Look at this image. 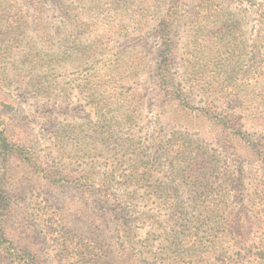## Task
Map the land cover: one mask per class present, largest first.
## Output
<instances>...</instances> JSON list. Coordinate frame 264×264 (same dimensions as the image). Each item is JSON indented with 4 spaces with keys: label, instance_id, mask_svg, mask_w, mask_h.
Returning a JSON list of instances; mask_svg holds the SVG:
<instances>
[{
    "label": "rangeland",
    "instance_id": "374dc122",
    "mask_svg": "<svg viewBox=\"0 0 264 264\" xmlns=\"http://www.w3.org/2000/svg\"><path fill=\"white\" fill-rule=\"evenodd\" d=\"M182 3L191 16L173 25L172 71L187 70L204 87L215 81L226 100L232 96L251 107L254 99L264 118V60L257 66L251 62V32L256 26L251 0L215 3L219 14L229 17V28L233 25L229 33L219 35L213 14L196 13L194 0ZM31 4L32 0H0V119L10 140L34 145L42 169L57 168L72 178L88 173L93 185L54 184L11 159L6 165L10 207L4 229L13 243L32 245L41 264L155 263L153 258L163 248V228L137 221L128 238L109 201L99 194L98 178L112 172L107 180L111 192L127 195L134 212L159 218L162 198L187 204L195 195L190 192L192 178H185L161 150L156 161L147 159L145 173L126 176L128 157L121 147L126 126L118 123L128 109V95L136 106L130 121L135 143L153 148L178 139L190 150L207 152L212 166L204 172L225 184L231 210L242 170L254 245L255 218L262 220L264 215V160L247 141L215 121L187 115L153 97L154 65L163 49L160 19L169 0H44L46 42L32 27ZM139 103L144 104L140 109ZM226 175L231 176L229 182ZM44 212L55 226L51 229L61 228L74 238L73 248L61 249L56 235L44 226ZM233 257L230 264H235ZM0 264L13 263L4 258Z\"/></svg>",
    "mask_w": 264,
    "mask_h": 264
},
{
    "label": "trees",
    "instance_id": "16d2710c",
    "mask_svg": "<svg viewBox=\"0 0 264 264\" xmlns=\"http://www.w3.org/2000/svg\"><path fill=\"white\" fill-rule=\"evenodd\" d=\"M194 1L197 2L194 5L197 6L196 13L213 14V25L218 35L230 32L233 25L229 28V17L219 14L215 4L218 0ZM254 1L251 0V8L253 7L252 11L255 14L256 26L251 32V62L257 66L264 60V3L255 5ZM43 2L44 0H32L31 17L34 22L32 27L37 36L41 41L46 42L47 34L42 19ZM190 16L191 11L184 10L182 0H169L168 9L160 19V32L163 31L161 34L163 49L154 65L152 82L155 93L153 97L162 103L166 102L170 108L175 107L187 115L203 116L215 121L217 125L225 130L229 129L233 135L236 134L247 141L256 156L264 160L263 111L259 106L255 108L254 99L251 98V107L237 103L232 96L226 100L224 91L216 87L215 81L214 85L204 87L199 84L200 82L191 72L185 70L176 74L172 71L174 60L172 28L173 25L178 26L181 21L187 22ZM162 26L163 29H161ZM213 78L218 79L217 75ZM140 97L144 103L143 95ZM116 101L118 104L121 103V100ZM263 102L264 100H262ZM125 103L128 104V109L123 121L118 125L126 126L125 136L121 140V147L128 157L126 161L129 168L126 176L139 177L145 173V170H149L147 159L156 161L158 151L161 150L166 159L178 164V168L185 178H192L190 192L195 195L187 204L169 197L162 198L157 204L160 213L163 214V218H159L144 211L134 212L129 206L127 195L122 193L117 196L111 192L107 180L110 179L112 172L101 175L98 178L100 187L98 192L109 201L112 212L118 217L125 235L129 238L133 223L137 221H149L151 226L162 227L163 233L159 242L163 248L160 251V256L153 258V261L158 264H221V262L230 264L232 262L230 258H234V255L235 264H264V215H262V220L255 218V221L258 222L255 223L257 230L254 231L255 238H253L256 240L252 245L251 229L253 225L251 226V210L244 198L245 175L242 170L236 178L234 196L236 206L231 210L230 203L226 199L225 184H221L216 178L210 179V176L204 172L212 166L211 162L206 159L207 152L199 147L197 148L201 150L200 154L195 150H190L185 141L180 144L178 139L153 148L144 144H136L135 134L130 126L131 115L136 113L134 111L136 106H131L128 95L125 97ZM143 103H139V109L144 105ZM119 106L122 105L119 104ZM3 125L2 119H0V261L7 258L13 264H41L39 254L32 245H27L24 242L15 245L4 229L5 218L8 217L7 211L10 207L5 189L7 162L13 158L18 159L45 175L54 184L74 181L93 184L88 173H82L78 178H72L71 175H63L57 168L42 169L34 145L10 140ZM114 125L111 123L112 127ZM111 139L114 142V137ZM213 165L216 166V164ZM226 177L229 182L231 176L226 175ZM48 215L47 212L42 214L44 226L48 228L49 233L56 235L54 238H58L61 249L73 248L74 238L71 239L72 237L61 228L51 229L55 226L52 225ZM130 242L132 241H128V243ZM253 247L257 249V252H254ZM227 256H229L228 262H226ZM237 258L238 260H236ZM155 263L153 262V264Z\"/></svg>",
    "mask_w": 264,
    "mask_h": 264
}]
</instances>
